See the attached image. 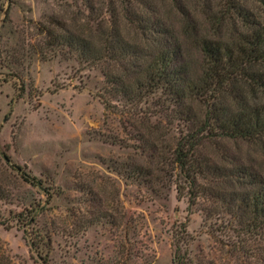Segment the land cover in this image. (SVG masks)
<instances>
[{"label":"rangeland","instance_id":"obj_1","mask_svg":"<svg viewBox=\"0 0 264 264\" xmlns=\"http://www.w3.org/2000/svg\"><path fill=\"white\" fill-rule=\"evenodd\" d=\"M98 20L103 74L73 41H91ZM47 25L59 44L48 43ZM263 25L262 0H0V264H173L177 247L187 264H264V229L248 227L249 213H235L228 197L258 185L227 180L243 167L264 181V131L247 141L219 128L262 110L264 91L243 92L241 81L217 95L192 89L215 62L204 42L221 51L219 62H245ZM166 49L169 76L129 109L104 73L117 69L112 62H158ZM252 68L264 72V63ZM134 115L151 127L146 141L133 138ZM200 127L198 157L228 176L199 177L189 202L177 198L180 175L167 161Z\"/></svg>","mask_w":264,"mask_h":264},{"label":"trees","instance_id":"obj_2","mask_svg":"<svg viewBox=\"0 0 264 264\" xmlns=\"http://www.w3.org/2000/svg\"><path fill=\"white\" fill-rule=\"evenodd\" d=\"M262 1L264 2V0ZM51 23H54V21L49 22V24ZM56 24H59V22H57ZM96 26L99 30L98 34H96L97 36L93 33L91 34L94 37H92L91 39H95L94 41H89L84 38H75L73 39V41L75 40L74 42L78 43V45L82 44V47L84 48L83 51H86L83 53L85 55L84 57H89H86V60L89 61V65L93 66L99 64V66L101 67L100 70L103 74V62H95L100 59L103 60V20H98L96 22ZM49 27H52V25H47L46 29H44V32L45 34L49 35L52 40H55L56 38H58L59 34H52L53 32H50L51 29ZM248 40L253 44V48L256 50L257 54H252L251 57H247V55L245 62H219L221 60V57L223 58L221 51H219L216 46H214L213 48L212 46L204 42L205 50L210 53L211 57H214L215 62H209V67L205 71L206 76L203 78L201 83H195L192 86V89L197 92L199 91L201 94H204V92L209 90L210 92H214L217 95L222 94L223 91H225L226 84L230 85L234 81H241L246 85V88L243 90V92L246 91L247 88L250 90L257 88L264 91L263 69L255 70L252 68L255 63L261 64L264 62H250V60L254 61L260 58H264V25L261 26V28H257L255 30V33H253L251 37L248 38ZM48 43L59 44V41H49ZM96 44L100 47L97 48ZM124 51V55H128V53H131L132 55H135V58H137L136 54L133 52L134 50H126L124 48ZM169 52L170 51L167 49L165 50V52H162V55L159 57L158 62H151L150 60L149 62L148 60L146 62H129L128 67L123 68H120L119 66V63L121 62H112L113 66L118 70L116 69L115 71L113 70L109 73L106 71L104 73L106 81L108 82L109 80L111 81L112 85L116 86V90L114 92H118L121 95L120 99L129 104V109H132V102L136 103L139 101V94L143 88H146V85H156L157 82L169 76L170 71L168 62H161L162 58L166 59L171 57L169 55ZM258 56H260V58H258ZM228 88H230V86ZM178 93L179 92L177 91V99L180 95ZM101 98L102 102L107 108L112 105L110 102H108V98L104 95ZM263 112L264 106H262V110L260 108L252 109L248 114L238 113L231 115L227 118V120H225V122H222L220 124L219 128L224 134L231 137L242 138L243 140L247 141L257 140L259 138V134L264 131V128H259L260 126H264L262 120V115L264 114ZM134 116L137 117L138 115ZM142 121L143 118H139L138 116L135 122H138L139 127L134 129L133 126V130L135 131V137L133 138L139 142L146 141V135L151 133V127L149 125L148 127H145L144 125H142ZM198 128H196L195 130H193V128L187 130V133L179 138L176 146L172 148V150L170 149L171 158L168 157L169 160L167 161V164L172 166V168L175 169L177 173L179 172L178 174L180 175V180H175L177 198L183 197L182 195L186 193L188 195L189 202H194V198L197 197L199 177L205 178V175H207L206 173H208L209 171H212V174L217 173V175L219 176H228V173L226 172V170H224V167H215V164H213L211 168V166L208 165L207 159L200 160V158L198 157V154L200 152H197L196 148L199 145L200 140L205 138L204 134L202 133L205 127L202 129L201 127L200 129ZM156 143H151L152 149L156 150V148L162 147L163 145H158V141ZM142 147L143 146H139L140 149H143ZM135 168L140 173L146 171L144 170L145 168H143L141 165H136ZM145 173L151 175L147 171ZM246 173V168L235 167L230 174V178L228 177L227 180L229 181V183L239 182L240 186L247 185L254 188L258 185V187L252 191L249 189H241L242 191L239 192L233 191L229 194L228 197L229 199H231V202L234 201L236 203H239L238 206L237 204H235V213H238V211L241 212L243 210L249 213V216L246 220L248 227H251L253 230H261L264 229V181L262 179H258L255 181L254 179L248 180L247 176H245ZM211 180L215 181L216 179ZM226 194L227 193H222V197L224 198V200ZM218 196L219 194L215 192L214 197L219 199ZM226 204L228 203L226 202ZM227 209V212L229 211V216H232L233 213L229 210L231 209L229 207V204ZM185 227L186 225L183 224L182 233L184 234V237ZM260 233L261 232H259V234ZM178 250V247L175 248L172 257L173 264H187L190 260L187 259L183 261V257L179 255Z\"/></svg>","mask_w":264,"mask_h":264}]
</instances>
